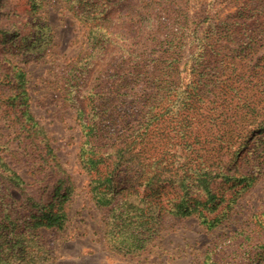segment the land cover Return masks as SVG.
Wrapping results in <instances>:
<instances>
[{
  "label": "trees",
  "instance_id": "16d2710c",
  "mask_svg": "<svg viewBox=\"0 0 264 264\" xmlns=\"http://www.w3.org/2000/svg\"><path fill=\"white\" fill-rule=\"evenodd\" d=\"M29 1L27 16L0 14L9 50L0 55V264L48 255L52 242L43 230L65 228L74 189L29 110V78L19 63L41 55L52 39L36 16L42 2ZM65 1L88 29V48L65 67L61 88L82 132L80 165L97 205L111 216L106 233L134 229L127 246L144 249L165 215L196 216L208 229L223 224L235 199L223 208L226 196L259 175L255 167L243 171L239 153L264 129V54L252 63L264 47V0H236L225 27L216 25L206 0L201 21L190 13L191 0ZM11 13L27 19L31 33L20 23L11 35ZM200 23L214 38L207 42L195 29L204 50L191 51L184 63L189 33ZM256 219L251 233L264 248V218Z\"/></svg>",
  "mask_w": 264,
  "mask_h": 264
},
{
  "label": "rangeland",
  "instance_id": "374dc122",
  "mask_svg": "<svg viewBox=\"0 0 264 264\" xmlns=\"http://www.w3.org/2000/svg\"><path fill=\"white\" fill-rule=\"evenodd\" d=\"M31 1L42 2L43 6L36 16L49 25L52 39L50 46L41 55L23 56L25 60L19 63L29 78V110L38 121L46 141L53 147L55 156L69 173L74 189L66 204L68 221L65 228L62 231L43 230L45 238L52 242L51 251L48 255L39 252L35 263L30 261L28 264H203L208 258L215 264H264V248L259 246L251 233L252 226L257 222L256 216L264 218V129L252 141L247 140V145L239 153L243 171L246 172L249 166L255 167L259 175L251 186L239 189L231 199L226 196L227 202L221 206L223 208L227 207L229 200L235 199L228 210L229 217L223 224L208 229L196 216L165 215L160 230L145 243L144 249H130L127 246L128 240L132 239L125 235L134 229L125 228L119 233H106L111 216L107 209L97 205L89 186V176L80 165L78 152L83 140L82 132L76 121V113L65 102L61 88L66 74L65 67L88 48V29L73 17L70 5L65 0ZM204 1L190 2V13L199 21L200 5ZM206 1L213 2L216 25L224 23L222 27L231 21V17L227 16L235 13L238 6L236 0ZM27 2L30 3L29 0H3L0 14L10 9L27 16L23 14L29 8ZM10 18L14 24L11 35L20 23V27L31 33L27 19L21 20L22 17L14 13H11ZM206 28L202 23L193 26L194 30L188 36L184 63L191 51H195L197 56L202 54L205 42L200 41L199 36H208L207 42L214 38ZM195 29L199 36L192 34ZM251 29V32L245 34L251 36L256 26ZM5 39L0 34V55L9 52L4 47ZM41 48L33 46L34 51ZM256 51L252 54V63L264 54V47ZM184 63L182 69L186 68ZM11 145L12 142L9 146L14 149ZM6 157L12 168L25 180H33L25 166L15 162L16 159L11 155ZM129 200H136V197H129ZM247 234L252 236L245 240Z\"/></svg>",
  "mask_w": 264,
  "mask_h": 264
}]
</instances>
